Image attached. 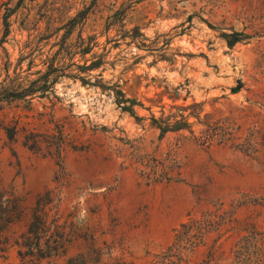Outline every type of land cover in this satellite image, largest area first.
Wrapping results in <instances>:
<instances>
[{
	"label": "rangeland",
	"instance_id": "obj_1",
	"mask_svg": "<svg viewBox=\"0 0 264 264\" xmlns=\"http://www.w3.org/2000/svg\"><path fill=\"white\" fill-rule=\"evenodd\" d=\"M8 2L16 0H0V38ZM8 24L0 86L27 87L51 61L57 76L42 96L0 102V182L29 202L59 193L82 238L57 264L93 249L99 260L87 264H149L182 223L220 203L264 234V0H21ZM92 61L100 64L85 73ZM115 90L136 102L132 114L117 106ZM194 102L191 132L160 137L151 118ZM218 117L239 139L205 147V125ZM8 124L40 133L58 124L68 144L61 165L23 146L21 130L10 142ZM168 154L179 181L143 177L141 156ZM237 237L224 224L179 264L226 263ZM0 264L23 263L11 250Z\"/></svg>",
	"mask_w": 264,
	"mask_h": 264
},
{
	"label": "trees",
	"instance_id": "obj_2",
	"mask_svg": "<svg viewBox=\"0 0 264 264\" xmlns=\"http://www.w3.org/2000/svg\"><path fill=\"white\" fill-rule=\"evenodd\" d=\"M1 4H5V2ZM20 4L21 0H16L12 7L9 6V2L5 5V12L1 16L4 32L0 38V45L8 34V18L15 13ZM232 43L234 42H229V45ZM90 50L88 45L81 47L83 54L89 53ZM66 52L68 53V51ZM99 64V61H92L89 65H84L82 69L88 73L90 70L96 69ZM56 71L57 68L51 61L46 71L32 80L27 87L8 92L7 87L0 86V102L36 93H39V96L44 95L53 84L54 79H50V76H57ZM80 79L82 84H90L87 79ZM99 87L101 90L108 88L104 85ZM240 87L239 83L232 92H237ZM114 95L117 106L122 111L132 114V107L136 102L124 98L121 90H115ZM200 105L201 103L194 102L187 106H171V108H176V111L158 119L152 117V125L159 129L160 137L169 131L188 129L191 132V123L188 122V118L190 116L197 117ZM190 108H195V110L185 114ZM226 120L228 118L218 117L205 125L204 132L206 133L203 141L205 147L211 146L214 142H234L239 139L236 132L225 130ZM54 125L55 128H52L51 131L47 130L43 133L27 131L24 127L18 128V124L4 125L1 129L10 142L16 140V136L21 130L23 146L34 152L44 149L45 154L55 157L58 165H61L63 152L68 144L61 127L58 124ZM238 145V143L235 144V146ZM169 161H171L169 154L161 160L150 155L141 156L139 163L148 169V171H142L143 177L148 180L154 177V180L158 182L179 181L176 176H173L175 169L179 166L175 165L176 163L169 164ZM176 174L179 176V171L176 170ZM224 224H229L231 230H236L238 237L233 243L230 260L223 264H264L262 250L264 234L253 226L250 228L241 227L235 217H232V212L223 209L222 203L214 209L203 212L199 218H191L182 223L176 230L171 243L149 264H179L189 253L203 244L207 234L219 231ZM79 238H82V230L73 221L68 220V216H64L61 211L59 193H54L52 190L39 192L33 201L29 202L27 193L20 194L12 186H4L0 182V256L14 250L23 264H57V261L66 255L69 246ZM99 256V252L93 249L88 254L79 253L66 258L61 264H69L72 261L74 264H87V262L99 260ZM114 264L127 263L117 260ZM197 264L219 263L207 256Z\"/></svg>",
	"mask_w": 264,
	"mask_h": 264
}]
</instances>
